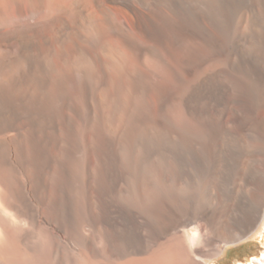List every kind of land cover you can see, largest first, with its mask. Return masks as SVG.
Wrapping results in <instances>:
<instances>
[{"label": "bare ground", "instance_id": "bare-ground-1", "mask_svg": "<svg viewBox=\"0 0 264 264\" xmlns=\"http://www.w3.org/2000/svg\"><path fill=\"white\" fill-rule=\"evenodd\" d=\"M262 228L264 0H0V264H208Z\"/></svg>", "mask_w": 264, "mask_h": 264}, {"label": "rangeland", "instance_id": "rangeland-1", "mask_svg": "<svg viewBox=\"0 0 264 264\" xmlns=\"http://www.w3.org/2000/svg\"><path fill=\"white\" fill-rule=\"evenodd\" d=\"M196 151L198 152L194 151V153L192 151L194 153L192 154V159L186 158L179 166L187 172H194L197 170L196 172L199 175H207L211 172L212 165L210 162H207V164L206 161H204V158L201 156L202 152H199V150ZM231 163L233 162L229 158L227 160H223L222 165H219L222 177H230V172L233 168V164L231 165ZM209 164L211 166H209ZM230 165L232 167H230ZM258 233L259 231L256 235H253L254 237L251 236L235 244L223 247L222 254H220L216 259L210 261L208 264H251L253 261L261 259V257H264V228L260 230L259 234Z\"/></svg>", "mask_w": 264, "mask_h": 264}]
</instances>
